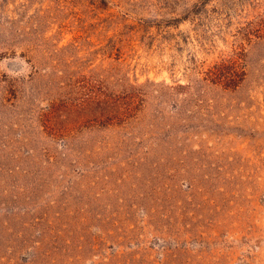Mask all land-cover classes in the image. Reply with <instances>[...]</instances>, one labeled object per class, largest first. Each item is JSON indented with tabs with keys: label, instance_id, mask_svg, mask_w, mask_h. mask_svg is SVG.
I'll list each match as a JSON object with an SVG mask.
<instances>
[{
	"label": "rangeland",
	"instance_id": "obj_1",
	"mask_svg": "<svg viewBox=\"0 0 264 264\" xmlns=\"http://www.w3.org/2000/svg\"><path fill=\"white\" fill-rule=\"evenodd\" d=\"M0 264H264V0H0Z\"/></svg>",
	"mask_w": 264,
	"mask_h": 264
}]
</instances>
